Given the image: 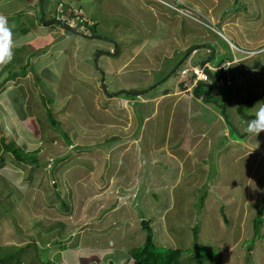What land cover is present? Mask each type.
Masks as SVG:
<instances>
[{
  "label": "rangeland",
  "instance_id": "374dc122",
  "mask_svg": "<svg viewBox=\"0 0 264 264\" xmlns=\"http://www.w3.org/2000/svg\"><path fill=\"white\" fill-rule=\"evenodd\" d=\"M61 1L68 13L62 15L79 30L88 22L90 33H83L94 31L93 38L55 24L39 27L41 0H0L13 45L11 60L0 65L4 135L26 142L28 151L39 149L45 163L37 169L12 156L0 162V259L135 264L130 254L145 244V220L158 248L185 251L181 264H199L189 260L195 228L198 243L208 242L204 264H264V133L245 131L264 102V0ZM34 2L35 10H27ZM45 3L52 21L59 4ZM229 41L241 49L238 66L224 68L229 82L213 89L209 106L197 101L196 113L184 92L155 104L168 90L183 91L180 71L202 67L213 50L212 66L233 61ZM116 49L96 65L101 51ZM148 83L152 90L142 99L129 96L139 115L112 95L127 86L145 91ZM159 97L150 111L142 104ZM59 180L64 190L54 187ZM29 244L35 248L17 249Z\"/></svg>",
  "mask_w": 264,
  "mask_h": 264
},
{
  "label": "trees",
  "instance_id": "16d2710c",
  "mask_svg": "<svg viewBox=\"0 0 264 264\" xmlns=\"http://www.w3.org/2000/svg\"><path fill=\"white\" fill-rule=\"evenodd\" d=\"M172 2H174V4H175V2H177V0H173ZM180 6L183 7V8H190V7H188V6L184 5V4H182ZM24 12H26V11H24ZM194 14L196 15V13H194ZM56 17L57 16L55 15L53 18L56 19ZM199 17H201V16L199 15ZM83 25L88 28L90 24L85 22ZM39 26H43L42 19H40ZM33 28L37 29L36 25ZM91 31H92V29H91ZM22 32L24 33V35H27L31 31L29 32L27 30V28H25L24 30H22ZM92 33L96 34V32H94V31H92ZM221 63H222V61L220 60L218 62V65H220ZM25 68H27V66H23L22 67V71L26 75L27 71H26ZM5 74H8V73L5 72ZM10 75H12V72H10ZM226 77H227L226 73L220 72V75L216 79H217V81H219L221 78L224 79V80H227V79H225ZM17 80H18V78L16 79V81ZM216 86H218V85H216ZM212 92H213V89H209L208 88V92H206V94L208 96L212 97V95H213ZM122 96L124 98L120 96L121 99H120L119 103L122 102V101L131 102L132 109L134 110V112H137L138 115H139V110L137 109V107H136L137 105L135 104L136 102L133 101L134 98L130 99V97H129L130 95H125V94H122ZM150 103H153V101L148 102L146 104H143V103L142 104L144 105V107H146L150 111V108H151V104ZM1 116L2 115H0V117ZM136 117H137V115H136ZM50 118H51L52 125L55 128H59L57 126V124L55 123L56 122L55 119L53 117H50ZM19 119L23 122V120H25L24 115H22ZM145 120H146V118H145ZM137 124H139V119L138 118H137ZM29 127L33 128L32 125H30ZM4 132L7 134V131H6V128H5V123L0 118V162L1 163H5L7 161V156H10V157L12 156L15 161L20 162V163H25L26 162V163L33 164L34 167L37 168V169L41 168V167H43L45 165V163L44 162H40V160L36 156V152L37 151L39 152L38 148H37L38 150H34L33 148H31L28 151L25 148L26 146L29 147L28 145H26V142H24V141H19L18 142V141L14 140V139H9L8 138L9 135L5 136ZM66 135L69 136L68 134H66ZM116 138H118V137H116ZM68 143L69 144L72 143V141L70 140L69 137H68ZM21 145H24L25 147L21 146ZM62 162H63V160L57 159V160H55L54 164L56 166H59L60 163H62ZM66 181H67V184H66V186H67V185H69V182H68L67 179H66ZM58 184L61 185L60 188L57 187ZM66 186L64 184V181L59 180V182L55 183L54 187L56 189H60L61 190V188H62L64 190ZM61 203H62L63 207H67V204H65L63 199L61 200ZM262 213L263 212L260 210L259 214H257V218L255 219V229L257 231L256 232L257 234L260 233V225L262 223V221L260 219H261ZM36 222L38 223L39 221L36 220ZM150 225H151V223L149 221H145V220L142 221V228L147 232L146 241H145V244H144L143 247H140V248H137V249H133L131 251L130 256H131L132 260L136 264H181L182 263L181 262V258H182L183 255H185V251L181 250V249L169 250V249H160V248H158L157 245L154 242V235H153L154 230L152 229V227ZM59 226H61V229H62V231H60V232L65 231V225L63 223H60ZM53 228H54V226H50L49 227V229H53ZM197 229L198 228L194 229V239H195L194 240V244L195 245L193 246V250H191L192 254H189V255L192 256L191 258H189V260L192 261V262H197L199 264H204L203 261L206 259V257H209V254L205 255V250L208 249V247L206 245H204V244H207L208 242L207 241H203V243H200V242L198 243V241H199V232H198ZM63 237H64V233H62V238ZM202 237L203 236L201 235L200 238L203 240L204 238H202ZM14 247L17 248V246H14ZM29 247H32V249H33V248H35V245L29 244L24 249L20 248V247H18L17 249H21V253H23V252H25V249L28 250ZM1 248H4V247L1 246L0 249ZM36 248H38L40 250H43V249H41L40 246H36ZM4 258L5 257H1L0 264H22V263L24 264L23 260L21 262V260H19V259L17 260L15 258V256H10L9 258H6V259H4ZM34 261L35 260L33 258L32 263H34ZM115 263L116 262L113 261L110 264H115ZM210 264H212V262H210Z\"/></svg>",
  "mask_w": 264,
  "mask_h": 264
},
{
  "label": "clouds",
  "instance_id": "9594fccd",
  "mask_svg": "<svg viewBox=\"0 0 264 264\" xmlns=\"http://www.w3.org/2000/svg\"><path fill=\"white\" fill-rule=\"evenodd\" d=\"M44 1V4H43V10H44V14H45V20H47L46 19V12H47V7H46V3H45V0H43ZM38 2V1H37ZM56 2L59 4H57L58 5V12H53V16H57L56 17V19H54V20H52V21H48L49 22V24L47 25V26H52V25H59L60 27H63L60 23H57V22H59V21H61V22H64L65 24H68V25H70L72 28H73V30H69V29H67L68 31H71V32H74L75 34H77V35H79V34H82L83 35V37L84 38H87V39H89V38H93L94 37V34L91 32V34H89V35H87V34H84L83 32L84 31H87L88 29H87V27L86 26H84L83 24L85 23V21L84 22H81V24L83 25V27H81V29L79 30L78 28H80V25H76V26H73V24L69 21L70 20V18L68 19L67 17H65L64 15H62V14H65L66 12L64 11V10H62V9H64L63 7V5L61 4L62 3V1L61 0H56ZM37 4V3H36ZM39 4V3H38ZM36 6V5H35ZM35 6H33V5H30V7L27 9V10H31L32 12L35 10L34 8H35ZM40 6H41V2H40ZM67 8H68V10H70V8H71V5H68V6H66ZM185 9H187V10H192V11H194L192 8H185ZM26 10V11H27ZM75 11V10H74ZM68 12V11H67ZM76 12V11H75ZM195 12V11H194ZM41 13V12H40ZM73 13V12H72ZM198 13V12H197ZM66 14H68V13H66ZM199 14V13H198ZM71 16H73V17H76V16H79L80 18H82L83 19V17L81 16V14H72ZM64 18H66V19H64ZM41 19H42V17H41ZM42 21L44 22V20L42 19ZM198 21H202L201 19H198ZM88 23V22H87ZM202 23L203 24H206L205 22H203L202 21ZM44 24V23H43ZM89 24V23H88ZM207 25V24H206ZM208 26V25H207ZM38 27V26H37ZM40 27V26H39ZM42 27V26H41ZM64 28V27H63ZM62 28V29H63ZM66 29V28H65ZM37 31V30H36ZM35 31V32H36ZM89 31V30H88ZM89 33H90V31H89ZM115 42V41H114ZM116 43V46L118 45V43L117 42H115ZM229 44H230V47H231V49L234 51V59H233V61H226V62H222L220 65H218V62L214 65V66H212L211 65V63L214 61V59H215V54H216V51L214 52V57L212 58L213 59V61H210V60H212V59H210V60H208V61H205V62H203V65L202 66H204V65H208L210 68H207V70H208V74H209V81H199L198 82V84L195 86L194 85V79H195V76H193V70L195 69V68H201L200 66H193L192 68H183L181 71H180V81L178 82V85H179V87H180V89L182 88V87H184V89H183V91L182 90H179L178 91V93H175V94H172V92H169L170 90H168L167 92H166V94L164 95V96H166V97H169V98H171V97H176V96H180V93L181 92H184V94H185V97L184 98H188L189 97V94L191 93V96H192V98H188L189 100H190V102H192L193 100H195V102H196V104L197 105H199L198 103H197V101H199V100H201L202 101V103L200 104V105H204V106H209V104H211L210 103V100L212 99V97H210V96H208L207 94H206V92H208V88L209 89H215V88H217V86L216 85H218V86H223V85H227V83L229 82V81H227V80H224V79H220L219 81H217V77L220 75V72H223V73H226V75L228 74L225 70H224V68L226 67V66H228V65H232V69L233 68H235L236 66H238L237 64H236V62H237V55L239 54V53H235V52H240L241 51V49H240V47L239 46H237V45H235V44H233L232 42H230L229 41ZM11 48H12V40H11V30H10V28H8L7 27V19H6V17H4V16H2V15H0V65H2V64H5V63H7V62H9L10 60H11V58H12V53H11ZM102 49H104V48H102ZM101 49V50H102ZM104 50H106V49H104ZM119 50V49H118ZM191 50H193V49H191ZM191 50H189L188 52H186L182 57H181V59L186 55V54H188V56H187V58L183 61V62H185L188 58H189V56H191L192 55V52H190ZM196 51H197V49H196ZM108 53H111L112 51H107ZM190 52V53H189ZM242 53L243 54H245L243 51H242ZM101 54H103L102 52L100 53V55H99V58H100V56H101ZM105 55V54H104ZM107 56H109L108 54H107ZM111 57V56H110ZM183 62L179 65V67H178V69L180 68V66L183 64ZM25 66H27L28 67V65H25ZM98 66H99V60H98ZM176 67V66H175ZM174 67V68H175ZM173 68V69H174ZM172 69V70H173ZM178 69L172 74V75H174L177 71H178ZM184 72H186V73H184ZM215 73H216V75H215ZM172 75H170V76H172ZM26 76V75H25ZM211 76L213 77V79H214V87L213 88H210V87H208V84H212V80H211ZM106 86V85H105ZM148 88L149 87H147V88H145L144 90L145 91H143V90H140V92H142L140 95H138V96H140V98L139 99H142L143 97L142 96H145V95H147L149 92H151V90L152 89H149L148 90ZM108 88H107V86H106V90H107ZM200 89H204L202 92H200L199 93V90ZM132 90H134V89H132ZM148 90V91H147ZM131 91V90H130ZM127 92H129V90H127ZM114 94H117V92H113ZM114 94H112L113 96H114V98L115 97H118V96H121L122 94H125V95H132V94H126L125 93V91H122V92H120V93H118V95H114ZM213 94V93H212ZM215 94V93H214ZM171 95H173V96H171ZM164 98V97H163ZM158 99V98H157ZM157 99H155V100H151V99H149V100H151V101H156ZM151 101H149V102H151ZM123 102V101H122ZM139 103V102H138ZM143 104H146L147 102L146 101H144L143 100V102H142ZM122 107H124L123 106V104H122ZM123 109V108H122ZM197 113V112H196ZM245 131H246V133H248V134H254V135H260L261 133H264V102H260V105H259V107L258 108H256L255 109V111H254V115H253V117L248 121V124H247V127H246V129H245Z\"/></svg>",
  "mask_w": 264,
  "mask_h": 264
},
{
  "label": "water",
  "instance_id": "95a60500",
  "mask_svg": "<svg viewBox=\"0 0 264 264\" xmlns=\"http://www.w3.org/2000/svg\"><path fill=\"white\" fill-rule=\"evenodd\" d=\"M43 4H44V1L43 0H41V6H40V8H41V17H42V19L44 20V24H46V25H48L49 24V22L47 21V20H45V14H44V10H43ZM57 23H60L64 28H67V29H69V30H73V28L70 26V25H68V24H65L64 22H61V21H59V22H57ZM194 50H196V48H194L193 50H191L190 52H193ZM103 54H105V55H109V56H114L115 55V53L117 54V52H118V49H116L115 50V52L114 53H108L107 51H101ZM100 52V53H101ZM189 52V53H190ZM214 52H215V50L213 51V57H214ZM100 53L98 54V57H97V59H96V65L98 66V60H99V55H100ZM187 56H188V54H186L183 58H182V60L180 61V63L170 72V75H172L177 69H178V67H179V65L187 58ZM212 57V58H213ZM211 80H212V84H208V87H210V88H213L214 87V79H213V77L211 76ZM104 89L106 90V86L104 85ZM125 93L126 94H132V95H140L142 92H140V91H131V92H127V91H125ZM114 95H118V93L117 94H114Z\"/></svg>",
  "mask_w": 264,
  "mask_h": 264
},
{
  "label": "crops",
  "instance_id": "0c3cea01",
  "mask_svg": "<svg viewBox=\"0 0 264 264\" xmlns=\"http://www.w3.org/2000/svg\"><path fill=\"white\" fill-rule=\"evenodd\" d=\"M37 1L39 2V0H35L36 3H37ZM35 2L32 4L33 6H35ZM28 14H29V13H28ZM12 48H13V45H12ZM98 49H99V48H98ZM94 50H95V49H94ZM220 60H221V59H220ZM220 60H219V61H220ZM219 61H218V62H219ZM162 63H163V62H162ZM128 64H129V63L124 64V65L121 66L118 70H120V71H124V70L126 69V67H128ZM162 70H163V69H162ZM38 79H40V78H38ZM152 80H153V78L151 77V78L148 79V82H149V81H152ZM143 81L145 82V81H147V80H143ZM142 84H144V83H142ZM149 86H150V85H149V83H148V86H147V87H149ZM132 89H134V88H133V87H128V86H127V89H124V90H132ZM10 90H11V89H10ZM8 92L11 94V91H8ZM212 93H214V91H213ZM161 97H164L163 100H159V99H160V97H159V98L157 99V100H159V101H158L157 103L155 102V104L159 105L160 103H163V101H164V99H165L166 96H164V95L162 96V95H161ZM234 97H237V95L234 96ZM167 99H170L169 102H170V101H173L172 98L166 97L165 100H167ZM173 99H174V98H173ZM237 99H238V97H237ZM169 102H168V103H169ZM196 107H197V109H196L195 111L198 112V110H199V105L196 104ZM154 110H155V108H154ZM0 111H2V107H1V106H0ZM0 114H3V113L0 112ZM169 124L171 125V120H169ZM112 208H113V207H112ZM109 211H111V210H109ZM109 211H108V212H109ZM132 261H133V260H132ZM133 262H134V261H133ZM134 263H135V262H134ZM135 264H136V263H135Z\"/></svg>",
  "mask_w": 264,
  "mask_h": 264
},
{
  "label": "built area",
  "instance_id": "2783aa9c",
  "mask_svg": "<svg viewBox=\"0 0 264 264\" xmlns=\"http://www.w3.org/2000/svg\"><path fill=\"white\" fill-rule=\"evenodd\" d=\"M207 68H210L208 65H204L201 68H195L193 70V76H195L194 85L196 86L199 81H209V74ZM186 73V72H184Z\"/></svg>",
  "mask_w": 264,
  "mask_h": 264
},
{
  "label": "bare ground",
  "instance_id": "6f19581e",
  "mask_svg": "<svg viewBox=\"0 0 264 264\" xmlns=\"http://www.w3.org/2000/svg\"><path fill=\"white\" fill-rule=\"evenodd\" d=\"M215 27V26H214ZM214 51V50H213ZM241 52V51H240ZM105 56V55H104Z\"/></svg>",
  "mask_w": 264,
  "mask_h": 264
},
{
  "label": "flooded vegetation",
  "instance_id": "af4514ba",
  "mask_svg": "<svg viewBox=\"0 0 264 264\" xmlns=\"http://www.w3.org/2000/svg\"><path fill=\"white\" fill-rule=\"evenodd\" d=\"M102 50H104V49H102Z\"/></svg>",
  "mask_w": 264,
  "mask_h": 264
}]
</instances>
